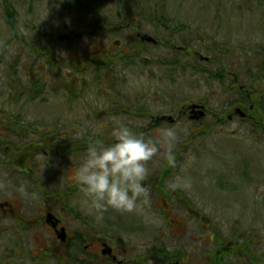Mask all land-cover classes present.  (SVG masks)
<instances>
[{
    "label": "flooded vegetation",
    "instance_id": "1",
    "mask_svg": "<svg viewBox=\"0 0 264 264\" xmlns=\"http://www.w3.org/2000/svg\"><path fill=\"white\" fill-rule=\"evenodd\" d=\"M14 9L18 17L15 6ZM13 22L11 28L5 19L7 31L12 35H0V264H49L50 261L58 264H260L262 261L264 264V259L259 256V237H256L260 234L259 228H244L237 222L232 229L233 236L229 238L223 229L213 230L210 224H204V230H208L204 235L209 237L208 245L202 250L201 258H194L196 244L187 238H196L190 233L189 223L202 213L178 186L177 180L171 177L176 172L174 165L179 160V153L185 149L183 147L164 157L161 168L156 164L150 168L146 162L148 175L144 184L148 189L149 203L141 205L147 212H150L149 208L153 210L166 228L163 234L169 233L175 237V242L170 246L163 242L151 246L143 244L141 253L136 252L135 247H123V243H112L104 238L87 243L85 235L88 232L82 227L71 228L68 223L69 219L79 221L83 216L73 208L78 201L75 205L70 204L80 190L74 180L78 165L68 161L73 155L75 159L83 153L87 155L89 142L98 139V128L94 127L92 132H88L85 126L69 129L68 117L61 109L65 103L67 111L68 105L71 106L68 97L78 99L84 87L90 90L106 86L101 90L115 93L131 106L124 110L125 115L150 120L148 125L133 129L138 134L149 133L157 137L167 124L187 119L200 122L210 116L219 127L235 121L264 126L263 88L254 84L264 85V46L262 51L252 55V69L257 72L251 79L253 83L246 84L238 73L226 70V57L233 53V49L208 45L206 38H198V30L195 34L182 36L181 33L189 28L187 25H182L186 26L184 29L175 27V23L179 24L176 20L141 19L135 23L121 21L116 25L102 18L87 23L78 18L58 21L61 27L50 23L48 30H42L23 18H16ZM147 26L151 28L146 30L144 27ZM98 31L108 33V36L126 32L129 43L124 45L121 39H116L115 49H123L118 59L129 62L124 74H129L131 82L134 78L131 69L137 65L144 68L150 60L148 53L156 58L163 55L156 70L162 81L168 72L173 81L177 80L174 75L180 73L203 75L206 82L214 75L213 80H216V76L228 74L227 78H222V82H229L225 89L228 95L225 107L220 112L215 111L207 98L191 93L194 90L172 85L156 89L152 99L148 100V92H144L147 82L133 84L135 95L126 97L129 84H124L128 82L125 76L108 68L114 62L108 54L109 47L93 40L94 46L90 49L82 47L81 51L70 49L66 52L56 49L60 41L68 48L84 37L95 38ZM196 43L201 44L206 53L194 49ZM219 53L221 56H217ZM100 60L105 61L102 67ZM247 68L249 66L244 68V73L249 75L251 72ZM163 71L164 75L160 74ZM87 74L91 76V84H83V77ZM5 89L9 91L8 96L4 94ZM51 100H57L60 106L52 113L43 109ZM6 105H10V109H6ZM134 105L137 109L132 110ZM155 106L160 110H155ZM57 109H60L59 113ZM101 114L96 111L94 116L98 118ZM106 114L111 115L110 112ZM21 186L26 190L24 193L19 191ZM7 220L10 226L6 224ZM131 222L135 226L127 227L130 231H142L147 224L144 218ZM7 233L14 234L15 244L5 241L4 234ZM218 233L220 239L211 249ZM248 234L250 237L244 242ZM30 241L34 243L33 247L27 245Z\"/></svg>",
    "mask_w": 264,
    "mask_h": 264
},
{
    "label": "rangeland",
    "instance_id": "2",
    "mask_svg": "<svg viewBox=\"0 0 264 264\" xmlns=\"http://www.w3.org/2000/svg\"><path fill=\"white\" fill-rule=\"evenodd\" d=\"M10 1L16 7L19 18L27 19L30 24H36L42 30H48L50 23L61 27L58 21H72L78 18H82L85 23L92 22L95 18H102L117 25L121 21L135 23V21L148 19L151 16V12L146 11L147 7L143 5L145 0ZM244 2L249 3V5L244 4ZM153 3L151 8L153 10L157 8L154 11L156 12L154 19L176 20L180 25L175 23V27H181V29L186 27L182 25H187L189 29L183 31L182 36L186 37L188 33L195 34L198 30V38H206L208 45L211 44L221 49H233V53L226 57V70L238 73L243 83H253L251 79L257 70L252 69V55L254 52L262 51V46H264V0H153ZM144 28L148 30L151 27ZM7 29L4 0H0V35L11 36L12 34L10 35ZM95 34H97L95 38L84 37L72 43L68 48L64 47L65 43L60 41L56 49L61 52L70 49L81 51L82 47L90 49L94 46L93 40L102 43L103 47H109L108 54L112 60L114 59V62L108 68L116 71L118 75L125 76V80L128 82L124 84L128 83L130 90L125 88V90L127 89L126 97L135 95L133 84L147 82V89L144 92H148V100L152 99V94L156 89L161 90V88H168L169 85H172L187 91L194 90L191 93L207 98L209 105L215 111L220 112L225 107L228 97L225 89L228 88L229 82H222V78L224 76L227 78L228 74L218 75L216 80H213L215 79L214 75L213 79L209 77L210 80L206 82L203 75L180 73L178 76L174 75L177 80L173 81L169 78L170 73L168 72L167 78L162 81L156 70L158 60L163 55L156 58L148 53L150 60L149 63L144 64L146 65L144 68L137 65L131 69V73L134 74L133 82H131L128 78L129 74H124V70L130 66L129 62L118 59L123 49H115L117 46L115 44L116 39H121L124 45L129 43L126 32L109 34V36L108 33L101 31ZM209 38L211 42L208 41ZM194 49L206 53L204 47L202 48L199 43L195 44ZM217 56H221V54L219 53ZM246 56L248 57L247 60ZM106 60L110 59L106 58ZM247 66H249L247 71L250 70L251 72L249 75L244 73V68ZM145 73L146 75H142ZM164 73V71L160 72L162 75ZM85 82L91 84L90 75H84L83 84ZM160 83L163 84L160 85ZM254 84L256 87L263 88L262 93L264 94V85L258 82ZM101 88H106V86H98V88L90 90L84 87L81 92L82 95L78 99H72L69 96L68 100L71 101V106L68 105L67 111L65 103H62L61 109L66 113L64 115L68 117L67 126L69 129L73 130L75 126H85L88 132H92L93 128L97 127L96 134L98 136L96 137L110 143L115 121H123L132 129L137 128V126L148 125L149 119L138 120L135 117L125 115L124 110L131 107L129 103L121 100L115 93L109 94L108 91L101 90ZM250 88L252 89V86ZM4 94L8 96L9 91L5 89ZM180 96L184 98L182 93ZM58 103L57 100H51V103L43 109L52 113L55 107H60ZM5 108L10 109V105H6ZM153 108L160 110L157 106ZM135 109L137 107L134 105L132 110ZM96 111L102 113L98 118L94 116ZM59 112L60 109H57V113ZM106 112H110L111 115L106 114ZM212 121L213 118L210 116L200 122L187 119L186 121L180 120L173 124H167L164 130L174 129L177 133L170 147L162 133L157 137L149 133L143 134L145 138H150L158 143V151L147 162H149L150 168L155 164L161 168L164 157L172 152L174 154L179 147L185 148L178 155L179 160L174 165L176 172L171 177L177 180L178 186L188 194L191 201L193 200L197 209L202 213L200 217L196 216L193 223L192 221L189 223L190 233L196 238V240L187 238L193 245L196 244L194 258H201L202 250L208 245L209 237H205L208 230H204V224H210V228L213 230L223 229L225 236L229 238L234 233L232 229L234 223L237 222L244 228H259L260 234L256 236L259 237L258 241L260 242L259 256L264 259V126L252 122L235 121L219 127ZM191 136H194V139L190 142ZM73 138L76 137L73 136ZM83 154L79 155L78 159H75V155L70 156L68 163L75 162L79 167L87 156ZM71 174L72 172H70ZM81 200L82 193L77 192L70 204L75 205V202L78 201V205L73 208L81 212L82 218L79 221L69 219L68 223L71 228L82 227L85 232H88L85 235L87 243L95 242L98 238H104L112 243H123V247H135L136 252L141 253L143 244L151 246L155 242H163L170 246L175 242V237L169 233L168 235L163 234L166 228L151 208L148 209L150 212H147L144 208L139 207L131 213L109 208L104 213L103 219L97 220L82 206ZM141 218L146 219L147 222L144 225V230L130 231L128 228L135 226L131 221L141 220ZM6 224H8V220ZM107 231L109 233H106ZM249 237V234L246 235L243 241L246 242ZM4 238L11 245L17 242L14 239V234L11 233L4 234ZM219 239L220 233L215 236V242H213V246H210L211 249L214 248ZM27 245L33 247L34 243L30 241V244L27 243ZM261 262L260 264H262ZM56 263L58 264L56 261L49 262V264Z\"/></svg>",
    "mask_w": 264,
    "mask_h": 264
},
{
    "label": "clouds",
    "instance_id": "3",
    "mask_svg": "<svg viewBox=\"0 0 264 264\" xmlns=\"http://www.w3.org/2000/svg\"><path fill=\"white\" fill-rule=\"evenodd\" d=\"M162 135L170 147L177 133L165 129ZM157 151V142L136 133L127 123L115 121L111 142H89L87 156L76 170L74 180L82 193V206L102 220L109 208L131 213L148 204L146 162ZM19 191L26 190L21 186Z\"/></svg>",
    "mask_w": 264,
    "mask_h": 264
},
{
    "label": "trees",
    "instance_id": "4",
    "mask_svg": "<svg viewBox=\"0 0 264 264\" xmlns=\"http://www.w3.org/2000/svg\"><path fill=\"white\" fill-rule=\"evenodd\" d=\"M151 4V5H150ZM153 0H145V2H143V5L147 7L146 11L151 12V16L148 19H154L156 18V12H154L157 8H154V10L151 8V6L153 5ZM4 11H5V19L7 20V24L13 28L14 25V20L16 18H19L16 16L15 14V9L14 6L12 5V2L10 0H4ZM105 63L104 60H100L99 65L102 67V65ZM112 81V80H109Z\"/></svg>",
    "mask_w": 264,
    "mask_h": 264
},
{
    "label": "water",
    "instance_id": "5",
    "mask_svg": "<svg viewBox=\"0 0 264 264\" xmlns=\"http://www.w3.org/2000/svg\"><path fill=\"white\" fill-rule=\"evenodd\" d=\"M62 237V236H61Z\"/></svg>",
    "mask_w": 264,
    "mask_h": 264
}]
</instances>
